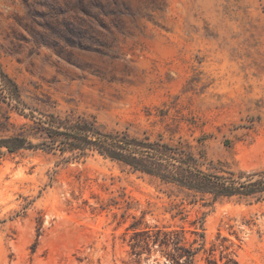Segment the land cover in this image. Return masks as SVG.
I'll return each instance as SVG.
<instances>
[{"label": "rangeland", "instance_id": "374dc122", "mask_svg": "<svg viewBox=\"0 0 264 264\" xmlns=\"http://www.w3.org/2000/svg\"><path fill=\"white\" fill-rule=\"evenodd\" d=\"M0 71L22 100L0 86V136L81 115L188 144L204 172L264 171V0H0ZM69 154L2 149L0 264H153L157 252L131 253L154 225L184 227L195 246L190 230L206 247L219 233L238 264H264V192L212 199Z\"/></svg>", "mask_w": 264, "mask_h": 264}, {"label": "trees", "instance_id": "16d2710c", "mask_svg": "<svg viewBox=\"0 0 264 264\" xmlns=\"http://www.w3.org/2000/svg\"><path fill=\"white\" fill-rule=\"evenodd\" d=\"M0 76L1 88L19 107L22 100L17 84L1 71ZM6 124L0 120L1 127ZM33 138L40 140L35 142ZM3 148L9 152L28 148L70 152L68 158H82L95 152L181 188L202 195L209 194L212 199L264 192V171L239 172L238 176L246 177L243 181L234 178L233 172L225 176L204 172L199 168L200 160L188 144L173 145L161 140L149 141L146 137L130 136L124 131H107L95 120L81 115L73 117L46 113L43 118H33L31 123L22 124L18 131L0 136V153ZM255 175L259 177L253 178ZM153 228L156 229L148 227L141 232L143 237L139 241H142V250L131 253L136 263L141 262L143 253V259L147 261L152 252H157L153 264H196L199 254L202 264H238L230 249L231 244H226L227 238L220 237L219 233L215 237L217 241L206 247L203 231L190 230V233L200 237L195 246L197 240L189 243L185 237L187 230L182 226L154 225ZM139 243L135 242V245Z\"/></svg>", "mask_w": 264, "mask_h": 264}]
</instances>
